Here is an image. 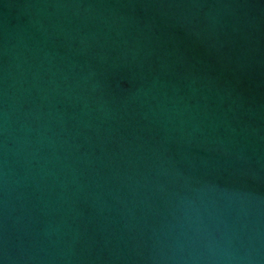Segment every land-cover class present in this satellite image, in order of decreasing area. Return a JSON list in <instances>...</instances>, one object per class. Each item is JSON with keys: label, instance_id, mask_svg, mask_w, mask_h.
Segmentation results:
<instances>
[{"label": "water", "instance_id": "1", "mask_svg": "<svg viewBox=\"0 0 264 264\" xmlns=\"http://www.w3.org/2000/svg\"><path fill=\"white\" fill-rule=\"evenodd\" d=\"M0 264H264V0H0Z\"/></svg>", "mask_w": 264, "mask_h": 264}]
</instances>
